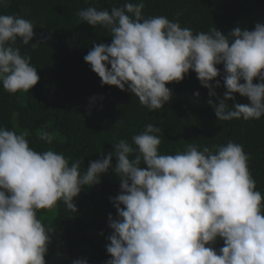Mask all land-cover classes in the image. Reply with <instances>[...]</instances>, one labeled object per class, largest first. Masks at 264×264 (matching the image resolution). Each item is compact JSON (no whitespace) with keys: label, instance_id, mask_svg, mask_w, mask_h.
I'll use <instances>...</instances> for the list:
<instances>
[{"label":"clouds","instance_id":"obj_1","mask_svg":"<svg viewBox=\"0 0 264 264\" xmlns=\"http://www.w3.org/2000/svg\"><path fill=\"white\" fill-rule=\"evenodd\" d=\"M144 7L140 0L111 11L95 6L78 11L81 21L111 33L110 44L94 43L84 56L102 85L131 92L154 112L173 99L167 85L194 71L219 100L207 101L219 121L264 117V22L227 35L216 26L194 33L165 16L145 18ZM34 30L31 20L0 14V83L10 94L29 92L40 80L31 56L15 47L18 39L39 47L42 42H32ZM217 65H223V98L215 90L222 75ZM236 94L249 103L230 108L227 101ZM160 131L147 124L131 143L117 139L113 151L82 170V159L70 163L62 153L37 151L25 133L0 127V264H47L56 231L38 213L60 202L77 212L74 199L85 186L101 183L110 169L120 179V191L110 198L118 216L108 217L106 264H264V195L243 145L228 141L213 151L188 144L183 152L161 154ZM38 137L48 144L54 139L45 130ZM218 240L224 246L217 251Z\"/></svg>","mask_w":264,"mask_h":264},{"label":"trees","instance_id":"obj_2","mask_svg":"<svg viewBox=\"0 0 264 264\" xmlns=\"http://www.w3.org/2000/svg\"><path fill=\"white\" fill-rule=\"evenodd\" d=\"M126 2L140 0H5L0 14L31 20L35 27L32 42L42 44L33 49L31 43L23 45L17 40L15 47L20 48L22 55L31 56L40 80L29 92L14 95L0 83V127L25 133L37 151L51 149L64 154L70 163L82 159V170L101 159L102 152L113 151L112 144L117 139L131 143L132 136L147 124L161 129V154L183 152L188 144L215 151L217 145L233 141L243 145L249 155L257 190L264 195V117L219 121L207 103L209 99L215 103L219 100L209 96V89L201 85L194 71L182 82L168 84L173 99L153 112L131 92L102 85L101 78L91 70L84 56L94 43L110 44L111 33L81 21L78 11L90 6L111 11ZM144 4L145 18L165 16L194 33L208 32L216 26L227 35L236 27L252 30L256 23L264 22V0H144ZM217 67L222 73L217 77L221 87L215 90L223 98V65ZM212 83L215 86L216 82ZM196 92L199 97L194 95ZM234 102L249 103L239 94L235 101H227L230 108ZM119 120L123 123L114 126ZM40 130L53 134L52 144L39 139ZM112 163L115 165V157ZM119 191L120 179L110 169L102 175L101 183L85 186L74 199L77 212L60 202L56 208L38 213L45 226L56 231L45 257L47 264H72L81 258L87 259L88 264H106L110 259L107 236L112 231L108 217L118 216L110 198ZM223 246V240H218L214 247L218 251Z\"/></svg>","mask_w":264,"mask_h":264}]
</instances>
